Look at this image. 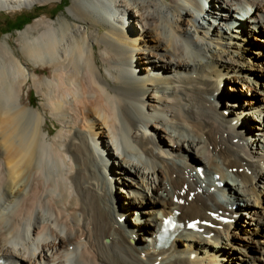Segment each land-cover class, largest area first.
Masks as SVG:
<instances>
[{"label": "bare ground", "instance_id": "bare-ground-1", "mask_svg": "<svg viewBox=\"0 0 264 264\" xmlns=\"http://www.w3.org/2000/svg\"><path fill=\"white\" fill-rule=\"evenodd\" d=\"M56 1L0 0V12ZM238 8L250 13L239 30ZM67 10L18 31L33 71L0 46V264H264V120L249 117L264 118V0ZM31 79L47 111L23 102ZM176 210L187 226L159 250ZM242 210L255 220L223 219Z\"/></svg>", "mask_w": 264, "mask_h": 264}, {"label": "rangeland", "instance_id": "rangeland-1", "mask_svg": "<svg viewBox=\"0 0 264 264\" xmlns=\"http://www.w3.org/2000/svg\"><path fill=\"white\" fill-rule=\"evenodd\" d=\"M70 3H71V0H62V1L47 3L45 5L37 4L36 6H34L32 8H25L23 10H18V11H10V12L2 11V12H0V46L6 40L7 44L8 43L10 44L9 47L19 57H21L23 62L26 63L25 65L31 71H33V68L35 69L36 67H34V65L31 64V62H29L22 54V50H21L22 46H21V42L19 40L18 31L25 29L29 24L33 23V21L38 17H42V16L46 17L47 16L48 18L55 19L56 17H63L65 15H68L67 8H68ZM201 12H202V10H201ZM248 26H250V23ZM261 37H264L263 32L261 34ZM246 41H247L248 49H250V50L252 49L254 51V52L253 51L248 52L247 61L257 60L256 55H258L257 53L262 52V48H261L262 46L260 45L259 41L258 40L256 41L254 38H247ZM228 44L230 45V40H227V45ZM248 45H250V46H248ZM24 59H25V61H24ZM38 76H43V74L42 75L38 74ZM254 80L256 81V79H254ZM257 80L261 84L264 83V72L259 73V77ZM224 86H225V84H223V87ZM231 92L232 91L227 90L228 94ZM249 96L251 97L252 94H249ZM226 99H227V101L228 100L237 101L238 98L235 95H229L226 97ZM30 100L32 102L31 104H30ZM23 102L25 104H30V105L35 106V107H40L41 110L47 111V109L42 105V103L44 102L43 96L38 92V89L35 87L32 79L24 87ZM221 110L223 112V115H225L227 117L233 116L231 110H226V108L224 109V106H221ZM249 117H250V122L253 123V125H255V126H258L261 124L263 125L262 120H264V118L257 117L259 119L256 120V119L252 118L253 115H251ZM55 123L58 124L54 119H52L49 116L47 119V128L51 130L52 135L55 134V132L57 131V128L54 125ZM236 123L237 122H235V124ZM240 128L245 129V133L243 131H242V133H243V135L246 136V141L247 142L250 141L251 137L247 133L248 130H246V128H248V127H246V126L242 127L241 126ZM219 176L220 175L218 174L217 178H219ZM123 196L126 197V195H124V194H123ZM263 198H264V196H262V201L264 202ZM191 199H192V197H191ZM148 201H150V198L147 199V202ZM246 214H247V211L242 210L241 213L239 214V216L237 218H235V220L238 219V223H240V224L244 223L243 222L244 220H251V221L255 220V218H251V219L246 218ZM123 220H125V218H123ZM254 236L256 239H259L260 241H262V239H264L263 236L259 235V234L254 235ZM208 238L212 239L211 235H208ZM107 241L109 242L110 239H107ZM245 243H249L247 245V247L250 250L249 252H251L252 255L259 256V252L256 250L255 243L246 240V241H243V243H241V245H244ZM223 246L224 247H226V246L230 247L231 246V245L227 244V240H226L225 236H223ZM247 257H249V256H247ZM247 257L241 256V258L237 264H248V263H246Z\"/></svg>", "mask_w": 264, "mask_h": 264}, {"label": "snow or ice", "instance_id": "snow-or-ice-1", "mask_svg": "<svg viewBox=\"0 0 264 264\" xmlns=\"http://www.w3.org/2000/svg\"><path fill=\"white\" fill-rule=\"evenodd\" d=\"M165 223H166V224H168L169 222H168V221H166ZM165 230H166V229H165Z\"/></svg>", "mask_w": 264, "mask_h": 264}, {"label": "trees", "instance_id": "trees-1", "mask_svg": "<svg viewBox=\"0 0 264 264\" xmlns=\"http://www.w3.org/2000/svg\"><path fill=\"white\" fill-rule=\"evenodd\" d=\"M26 23H27V22H26ZM26 23H25V24H26Z\"/></svg>", "mask_w": 264, "mask_h": 264}]
</instances>
